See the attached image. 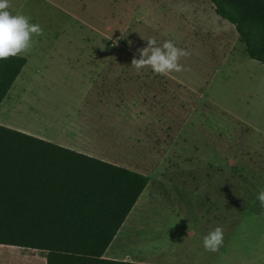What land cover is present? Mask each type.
<instances>
[{
	"label": "rangeland",
	"instance_id": "374dc122",
	"mask_svg": "<svg viewBox=\"0 0 264 264\" xmlns=\"http://www.w3.org/2000/svg\"><path fill=\"white\" fill-rule=\"evenodd\" d=\"M0 51L27 60L0 104L1 125L52 130L53 112L64 117L87 107L102 125L125 133L102 150L112 161L155 183L161 175L198 177L170 185L152 204L142 242L150 232L158 239L167 233L187 247L175 208L216 186L224 198L235 184L246 197L264 193V65L246 55L210 0H0ZM101 72L119 78L100 83L86 76ZM97 86L107 93L93 99ZM84 96L90 98L82 106ZM217 175L230 183L216 178L207 185ZM263 205L243 206L237 222L264 221ZM133 213L123 226L127 251L134 247ZM252 235L235 240V252L214 264H264V245ZM11 247L0 251V264H45L38 250Z\"/></svg>",
	"mask_w": 264,
	"mask_h": 264
},
{
	"label": "trees",
	"instance_id": "16d2710c",
	"mask_svg": "<svg viewBox=\"0 0 264 264\" xmlns=\"http://www.w3.org/2000/svg\"><path fill=\"white\" fill-rule=\"evenodd\" d=\"M264 65V0H210ZM0 51V103L26 64ZM145 173L0 124V244L45 264H149L103 256L146 187Z\"/></svg>",
	"mask_w": 264,
	"mask_h": 264
},
{
	"label": "crops",
	"instance_id": "0c3cea01",
	"mask_svg": "<svg viewBox=\"0 0 264 264\" xmlns=\"http://www.w3.org/2000/svg\"><path fill=\"white\" fill-rule=\"evenodd\" d=\"M121 74H123V72H120V75ZM86 76L90 77L92 81H99L100 83L101 81H106L107 83L108 80H111L114 77L119 78L118 73L110 74L105 72ZM97 89H99L98 86L97 88H94V90L96 91V96H91V98L97 99L99 92L101 94L107 93L106 89L104 88H102L101 91L97 93ZM114 97L116 98L115 95ZM87 98L90 97L84 96L82 106H85V99ZM87 109V107L83 108V110H80V112L78 111L77 113L73 114L65 113L64 117H59L62 113V110L59 109L58 111L53 112V115H55L53 117L54 129H43L42 127H44V125L40 126L37 129H32L33 127L27 126L28 130L25 132L53 142L65 148L79 151L87 155H91L111 162L113 164L121 165L118 162L112 161L111 158H113L114 155L111 152L102 150L105 146H110L111 143L116 141V137L118 135L124 136L125 133L122 129H110L109 126L102 125L101 122L95 120V112H88ZM110 112L111 109H108L106 111L107 116H109ZM47 115L48 114L44 115L43 118H45ZM24 126L25 125H23V127ZM29 130H34L36 132H32ZM196 178L198 177L181 176L170 179L167 176L164 177L161 175L158 183H155L149 177L148 184L138 197L136 203L117 231V235L115 234L113 238L115 239V243H112L111 245L109 244L103 256L110 259L129 260L149 264H214L215 262L220 261L222 256H226L229 253L232 254L233 252H235V240H238V238L240 239L242 237H245L246 240H248L249 238L252 239L251 237L256 236L252 235L253 233H255L257 234V241L264 245V221H261L260 223L240 224L237 222L236 218V212H239L241 208H243V206L254 204L255 206L259 207L261 203L264 204V193L258 199L246 197L245 193L243 192L237 193L236 184L234 192L231 193L228 198H224L225 192L222 191V186L219 185L215 187L213 193H204L201 194L199 198L196 197L191 203V206L180 207V205H178V207L175 208V216L182 221L181 227H185V229L182 228V230H184L186 237H188L191 242L187 247L184 242L177 243L173 240L170 241V239L167 237V233L164 236H161L160 239H158L155 234H152V232H150L153 230V223L151 221L149 222L150 234L148 236V240L142 242V236L140 235L139 231H142L144 229V226H146L147 224L146 218L148 216L146 214V211L147 213L152 212V204L158 198H163L167 195V192L165 190H168L170 188V185L174 183H190L191 181H195ZM211 178H213V181L205 180L206 183H208L207 185L214 182L216 178L217 180L221 179L225 183L231 181L230 178L225 176L222 177V175H217L216 177L214 176ZM163 183L165 184V186L163 185ZM174 186L180 187V185ZM192 187L197 188V186ZM146 193L148 194V199L139 204V200H141V198ZM177 203H179V201ZM131 212H134L132 216V222L134 226V247L133 251H127L123 250L122 248V246L128 242L123 234V226L128 220ZM226 212L229 213V216L223 217L222 214ZM230 213L232 214V216L230 215ZM261 213L264 215V208ZM189 219H192L195 222L189 224ZM167 229L168 227H166V230ZM242 230L246 232L245 236L238 232ZM9 247L10 246L8 245L0 244V251ZM11 248L19 247L12 246ZM259 251L263 254L264 246ZM24 255L26 254H20V256ZM1 256L2 255H0V262L5 259ZM40 257L45 263V258H43L42 256Z\"/></svg>",
	"mask_w": 264,
	"mask_h": 264
},
{
	"label": "bare ground",
	"instance_id": "6f19581e",
	"mask_svg": "<svg viewBox=\"0 0 264 264\" xmlns=\"http://www.w3.org/2000/svg\"><path fill=\"white\" fill-rule=\"evenodd\" d=\"M28 128V127H27ZM32 129H34V128H32Z\"/></svg>",
	"mask_w": 264,
	"mask_h": 264
}]
</instances>
